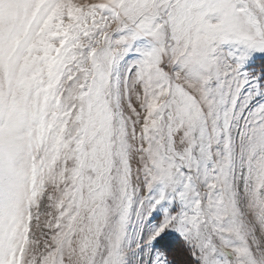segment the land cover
<instances>
[{"label": "snow or ice", "instance_id": "6c2138e0", "mask_svg": "<svg viewBox=\"0 0 264 264\" xmlns=\"http://www.w3.org/2000/svg\"><path fill=\"white\" fill-rule=\"evenodd\" d=\"M0 264H264V0H0Z\"/></svg>", "mask_w": 264, "mask_h": 264}]
</instances>
